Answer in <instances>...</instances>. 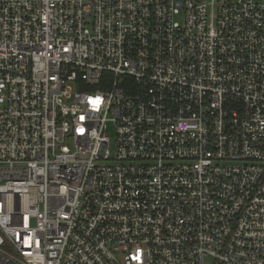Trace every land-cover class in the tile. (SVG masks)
Segmentation results:
<instances>
[{
    "label": "built area",
    "instance_id": "built-area-1",
    "mask_svg": "<svg viewBox=\"0 0 264 264\" xmlns=\"http://www.w3.org/2000/svg\"><path fill=\"white\" fill-rule=\"evenodd\" d=\"M0 264H264V0H0Z\"/></svg>",
    "mask_w": 264,
    "mask_h": 264
},
{
    "label": "rangeland",
    "instance_id": "rangeland-1",
    "mask_svg": "<svg viewBox=\"0 0 264 264\" xmlns=\"http://www.w3.org/2000/svg\"><path fill=\"white\" fill-rule=\"evenodd\" d=\"M108 134H110L112 136V138L115 137V129L111 125H109V127H108ZM68 145L71 147L72 146V143L71 142H68Z\"/></svg>",
    "mask_w": 264,
    "mask_h": 264
}]
</instances>
